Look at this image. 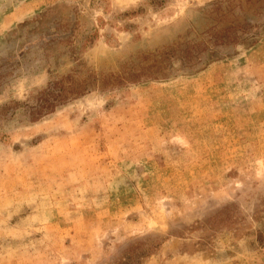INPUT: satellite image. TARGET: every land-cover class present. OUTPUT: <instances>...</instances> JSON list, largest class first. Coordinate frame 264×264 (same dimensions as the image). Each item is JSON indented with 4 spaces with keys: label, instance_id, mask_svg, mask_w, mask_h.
<instances>
[{
    "label": "rangeland",
    "instance_id": "1",
    "mask_svg": "<svg viewBox=\"0 0 264 264\" xmlns=\"http://www.w3.org/2000/svg\"><path fill=\"white\" fill-rule=\"evenodd\" d=\"M129 249L264 264V0H0V264Z\"/></svg>",
    "mask_w": 264,
    "mask_h": 264
},
{
    "label": "trees",
    "instance_id": "2",
    "mask_svg": "<svg viewBox=\"0 0 264 264\" xmlns=\"http://www.w3.org/2000/svg\"><path fill=\"white\" fill-rule=\"evenodd\" d=\"M230 32L231 29L227 28L223 30L222 34H216L215 39H218L217 41L221 42L222 44H227V43L230 44V43H237L241 39V37H243V36H239L238 38L236 34H232V33L231 36ZM50 91L51 89H47L43 91V93H41L38 104L35 107H33V109L31 110V119L35 120L39 118L43 114L52 111L53 108L58 103L64 102L63 94L53 95L52 93H49ZM149 253L150 250L129 249L125 252L121 264H139L140 263L139 260L147 256ZM135 259H138V261H135Z\"/></svg>",
    "mask_w": 264,
    "mask_h": 264
}]
</instances>
